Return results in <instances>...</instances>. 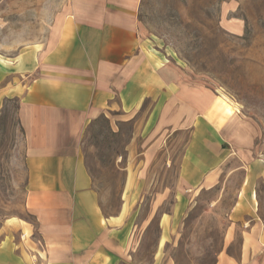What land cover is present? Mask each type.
<instances>
[{
	"label": "crops",
	"instance_id": "0c3cea01",
	"mask_svg": "<svg viewBox=\"0 0 264 264\" xmlns=\"http://www.w3.org/2000/svg\"><path fill=\"white\" fill-rule=\"evenodd\" d=\"M140 5L141 0H67L44 42L12 61L0 59V110L6 101H18L25 208L34 220L10 222L0 231V264H171L160 249L191 194L219 184L226 172L241 173L242 179L215 264H264V140L256 143L261 133L210 90L186 83L181 70L151 49L138 22ZM114 114L135 130L126 156L137 160L127 168L125 184L133 183L137 167L146 178L156 158L171 157L169 137L186 134L169 212L161 211L164 188L148 192L149 212L139 217L143 190L155 186L144 181L124 184L118 214L102 213L81 139L89 123ZM169 165L165 160L164 167ZM155 215L158 243L150 260H138L140 238L149 235ZM237 236L233 255L228 250Z\"/></svg>",
	"mask_w": 264,
	"mask_h": 264
},
{
	"label": "rangeland",
	"instance_id": "374dc122",
	"mask_svg": "<svg viewBox=\"0 0 264 264\" xmlns=\"http://www.w3.org/2000/svg\"><path fill=\"white\" fill-rule=\"evenodd\" d=\"M66 2L0 0V59L12 61L27 48L44 42ZM137 18L151 49L181 70L186 83L210 90L233 107L232 111L255 124L261 133L259 145L264 140V0H141ZM17 108L18 101L12 99L0 110V231L7 230L10 222L34 224L25 208V143ZM133 132V125L117 122L115 114L99 116L83 132L81 154L104 215L119 213L127 168L131 171L137 160L131 162L126 156ZM186 139V134L174 133L167 143L171 157L156 158L146 178L137 173V167L133 183L125 184H155L143 190L145 201L139 217L149 212L148 192L160 193L164 188L167 201L161 211L169 212L178 186L177 162ZM140 143L141 139L134 141L138 148ZM167 159L169 168L164 167ZM241 177V173L226 172L219 184L191 194L187 210L160 249L165 261L215 264L227 243L228 215ZM124 197L127 200V191ZM158 240L155 215L149 235L140 238L142 249L137 259L150 260ZM239 241V236L234 238L229 253L236 255Z\"/></svg>",
	"mask_w": 264,
	"mask_h": 264
}]
</instances>
